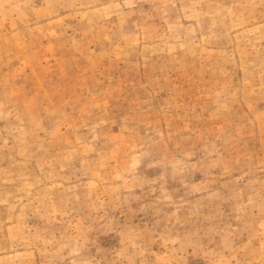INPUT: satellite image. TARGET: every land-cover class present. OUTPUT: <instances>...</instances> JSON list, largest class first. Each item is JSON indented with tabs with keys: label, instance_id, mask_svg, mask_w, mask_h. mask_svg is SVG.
<instances>
[{
	"label": "rangeland",
	"instance_id": "1",
	"mask_svg": "<svg viewBox=\"0 0 264 264\" xmlns=\"http://www.w3.org/2000/svg\"><path fill=\"white\" fill-rule=\"evenodd\" d=\"M0 264H264V0H0Z\"/></svg>",
	"mask_w": 264,
	"mask_h": 264
}]
</instances>
